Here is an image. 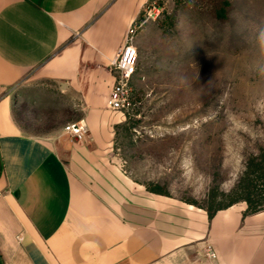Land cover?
<instances>
[{"label": "crops", "instance_id": "0c3cea01", "mask_svg": "<svg viewBox=\"0 0 264 264\" xmlns=\"http://www.w3.org/2000/svg\"><path fill=\"white\" fill-rule=\"evenodd\" d=\"M148 1L0 0V264H264V210L240 201L210 218L112 151L127 116L108 107L111 62ZM63 97L83 140L62 124L33 135L17 116Z\"/></svg>", "mask_w": 264, "mask_h": 264}, {"label": "rangeland", "instance_id": "374dc122", "mask_svg": "<svg viewBox=\"0 0 264 264\" xmlns=\"http://www.w3.org/2000/svg\"><path fill=\"white\" fill-rule=\"evenodd\" d=\"M137 48L133 106L112 151L139 181L227 204L264 141V0H156L144 7ZM58 100L21 103L17 116L33 135H56L79 119L74 99Z\"/></svg>", "mask_w": 264, "mask_h": 264}, {"label": "built area", "instance_id": "2783aa9c", "mask_svg": "<svg viewBox=\"0 0 264 264\" xmlns=\"http://www.w3.org/2000/svg\"><path fill=\"white\" fill-rule=\"evenodd\" d=\"M151 14V13H150ZM137 27L133 24L127 36L126 43L118 50L111 62V68L116 72V82L110 91L108 107L116 112L127 114L133 106V77L137 72L139 52L135 45ZM64 131L78 140L85 139L88 125L85 119H79L68 123ZM22 239V236H18ZM205 255L211 259L217 257L212 244L205 247Z\"/></svg>", "mask_w": 264, "mask_h": 264}, {"label": "trees", "instance_id": "16d2710c", "mask_svg": "<svg viewBox=\"0 0 264 264\" xmlns=\"http://www.w3.org/2000/svg\"><path fill=\"white\" fill-rule=\"evenodd\" d=\"M154 1L156 0H149L146 5L151 6ZM228 3L229 2L226 1L218 2L215 11L216 16L220 19H225L228 17ZM159 4H163V2H160ZM142 15L143 11L140 14V17L134 22V25L137 27V32L141 27ZM118 127L119 125L116 128ZM149 188L160 193H168V191H166L159 183L153 182L149 185ZM230 193H238V196L231 199L227 204L220 206H213V204L211 203V201H213L214 199V194H210L209 202L207 205H201L196 200H188V202L206 208L210 218L213 217L218 210L227 208L232 204L240 201H244L247 203L245 215L257 213L264 210V141L258 147L257 154L250 155V157L248 158L245 170L238 184Z\"/></svg>", "mask_w": 264, "mask_h": 264}]
</instances>
